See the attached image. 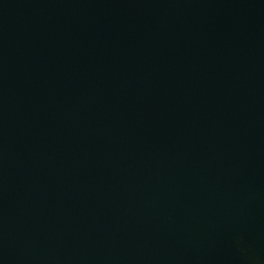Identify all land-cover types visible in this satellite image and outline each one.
I'll return each instance as SVG.
<instances>
[{"label": "water", "instance_id": "obj_1", "mask_svg": "<svg viewBox=\"0 0 264 264\" xmlns=\"http://www.w3.org/2000/svg\"><path fill=\"white\" fill-rule=\"evenodd\" d=\"M0 264H264V0H0Z\"/></svg>", "mask_w": 264, "mask_h": 264}]
</instances>
